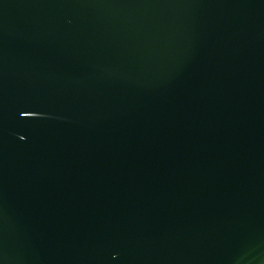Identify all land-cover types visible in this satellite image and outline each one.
I'll return each mask as SVG.
<instances>
[{
	"label": "water",
	"instance_id": "95a60500",
	"mask_svg": "<svg viewBox=\"0 0 264 264\" xmlns=\"http://www.w3.org/2000/svg\"><path fill=\"white\" fill-rule=\"evenodd\" d=\"M0 264H264V0H0Z\"/></svg>",
	"mask_w": 264,
	"mask_h": 264
}]
</instances>
